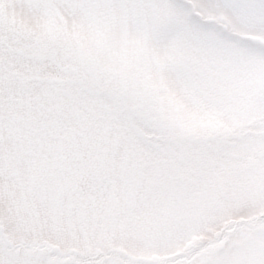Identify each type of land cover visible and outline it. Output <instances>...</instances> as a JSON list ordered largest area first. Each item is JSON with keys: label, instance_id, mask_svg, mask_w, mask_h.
Returning <instances> with one entry per match:
<instances>
[{"label": "snow or ice", "instance_id": "1", "mask_svg": "<svg viewBox=\"0 0 264 264\" xmlns=\"http://www.w3.org/2000/svg\"><path fill=\"white\" fill-rule=\"evenodd\" d=\"M0 264H264V0H0Z\"/></svg>", "mask_w": 264, "mask_h": 264}]
</instances>
